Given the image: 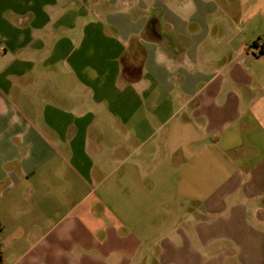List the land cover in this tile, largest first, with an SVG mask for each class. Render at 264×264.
Returning <instances> with one entry per match:
<instances>
[{
  "label": "crops",
  "instance_id": "1",
  "mask_svg": "<svg viewBox=\"0 0 264 264\" xmlns=\"http://www.w3.org/2000/svg\"><path fill=\"white\" fill-rule=\"evenodd\" d=\"M0 264H264V0H0Z\"/></svg>",
  "mask_w": 264,
  "mask_h": 264
}]
</instances>
